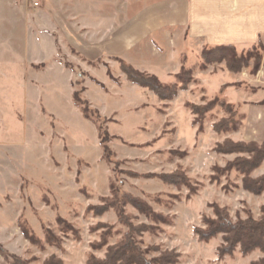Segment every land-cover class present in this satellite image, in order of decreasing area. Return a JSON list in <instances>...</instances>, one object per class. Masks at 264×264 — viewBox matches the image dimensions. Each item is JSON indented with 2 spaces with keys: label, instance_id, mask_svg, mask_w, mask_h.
Masks as SVG:
<instances>
[{
  "label": "rangeland",
  "instance_id": "obj_1",
  "mask_svg": "<svg viewBox=\"0 0 264 264\" xmlns=\"http://www.w3.org/2000/svg\"><path fill=\"white\" fill-rule=\"evenodd\" d=\"M34 1L0 0V58L18 50L8 55L17 63L0 72V264H10L12 255L32 264H44L52 255L64 264H86L92 254L104 257L107 247L123 240L129 230L122 214L133 224L151 225L136 235L137 240L144 248L176 249L177 264H251L264 258L258 249L221 256V235L204 241L195 232V227L204 226V216L215 215L214 203L227 207L234 219L249 213L261 216L264 191L244 189L243 174L228 167L237 154L220 153L215 147L227 138L264 141V48L255 50L263 57L257 72L254 58L233 72L224 60L207 63L194 41L182 53V44L188 42L180 38L187 37L186 31L165 32L164 40L146 33L126 55L132 64L163 83L177 85L183 69L192 71L187 89L162 99L128 80L119 57L83 53L81 19L86 10L81 3L90 2L91 7L98 0H72L71 7L60 8L63 17L72 19L67 21L72 38L63 40L51 59L41 61L39 41L33 36L20 39V29L29 22L24 6ZM133 1L139 17L153 0H121V8L115 9L120 11L121 27L133 11L127 3ZM89 10L91 19L98 11L113 9ZM168 40L177 45H167ZM252 46L237 49L241 53ZM45 48L49 54L48 42ZM54 60L72 71L71 86L53 70ZM75 92L98 110V121L84 116ZM216 98L219 102L203 116L191 109V104L205 106ZM222 101L237 112V127L216 132L214 124L230 115ZM100 124L107 130L111 156L101 143ZM177 172L187 180H164V175ZM263 174L264 163L251 173ZM122 193L148 203L164 222L140 212ZM108 198H115L111 203L116 204L105 205ZM102 205L107 208L99 211ZM47 229L58 243L48 240Z\"/></svg>",
  "mask_w": 264,
  "mask_h": 264
},
{
  "label": "crops",
  "instance_id": "obj_2",
  "mask_svg": "<svg viewBox=\"0 0 264 264\" xmlns=\"http://www.w3.org/2000/svg\"><path fill=\"white\" fill-rule=\"evenodd\" d=\"M10 1L12 4L16 2V0ZM36 2L38 4H35ZM53 2L54 4L50 6L49 2L46 4L44 0H36L24 6L29 22L27 27L20 29L22 36L20 39L33 36L39 41L41 61L51 59L55 52L62 48V41L72 38L70 27L67 26V21L71 23L72 19L70 17L67 19L59 13L60 8L71 7L72 0H53ZM84 2L81 3L86 10L81 19V26L84 28V42L81 46L83 53L90 57L113 56L132 64L126 55L137 46L138 41L146 38L147 34L164 40V33L172 30H181L182 34L184 31L187 32L186 38L184 36L180 38L188 42L182 44L184 46L182 53L186 52L188 45L193 41L201 49L218 45H234L236 49H244L264 39V0H153L146 4L145 10L139 14V17L136 13V1H133L127 3L133 11H129L123 27L119 22L120 11H115L116 8H121V0H98L92 2L91 7L90 2H85L86 6H83ZM101 6L111 7L113 10L103 13L98 11L96 18L89 19L91 14L89 9ZM138 19H140L139 23ZM92 33L95 37H92L91 44L89 35ZM47 42L51 45L49 54L43 51ZM167 42L166 44L172 47L177 45L175 41ZM9 53L12 54L9 51L5 53L7 56L5 59L0 58V65L5 66L0 72L7 71L12 62L17 63L8 60ZM14 53L12 55L18 54V50ZM52 66L55 72L68 79L71 86L72 71L58 60Z\"/></svg>",
  "mask_w": 264,
  "mask_h": 264
},
{
  "label": "trees",
  "instance_id": "obj_3",
  "mask_svg": "<svg viewBox=\"0 0 264 264\" xmlns=\"http://www.w3.org/2000/svg\"><path fill=\"white\" fill-rule=\"evenodd\" d=\"M257 46L264 48L262 40L247 50L239 53L234 45H218L206 46L202 51V57L207 63L214 61H226L227 68L233 72H239L244 67L250 64L252 58L255 60L253 72H257L263 62L261 54L255 51ZM121 62V68L126 73L128 80L138 85L148 87L154 91L162 99H172L178 94L180 89L188 88V81L192 77L191 69H183L177 77L181 85L176 83H163L155 74L141 71L134 67L132 64L123 59L118 58ZM264 65V63H263ZM188 76V78H187ZM75 103L82 109L84 116L88 119L99 120L100 114L98 110L92 109L87 100L80 97L75 92ZM218 99L210 101L205 106L198 104H191L192 111L198 116H203L207 111L214 108L218 103ZM225 105L230 113L228 118H223L214 124L216 132H225L237 127V112L234 110L231 103L221 102ZM101 143L107 156H111V150L108 146L107 130L103 125H99ZM215 150L220 153H235L237 156L228 164L229 169H235L243 174L242 184L244 189L254 193L261 194L264 191V174L258 177H253L251 173L259 168L264 163V141L259 142L256 140H234L227 138L222 142H218ZM182 176L177 173L164 175V180L168 182H179ZM187 180L186 176L182 177ZM121 196L128 203L132 204L140 212L145 213L154 218H159L164 222V218L153 211V208L143 201L142 199L132 196L130 194L122 193ZM118 197V196H117ZM115 198H108L105 205L116 204L111 203ZM105 205L98 206L99 211L105 210ZM114 206V205H113ZM214 216H204L203 225L195 227V232L199 238L204 241H209L218 235L222 236L223 242L218 247L219 254L232 255L239 249L243 255H248L254 250H261L264 252V205L261 208V216L255 218L252 213L247 217L238 216L234 219L228 208L220 206L217 203L213 204ZM129 230L123 240L116 244L109 245L104 257H97L92 254L86 261V264H177L179 262L180 253L176 249H163L161 245H150L143 247L142 243L137 240L136 235L142 234L150 230L151 225L147 224H133L123 214L120 217ZM25 235L32 241L37 242L34 234L24 231ZM47 238L50 242L58 243L57 238L52 234L50 229H47ZM152 252L158 253L157 255L150 254ZM10 264H32L31 260L24 259L17 255H12ZM44 264H64L63 261L52 255ZM251 264H264V258L253 260Z\"/></svg>",
  "mask_w": 264,
  "mask_h": 264
},
{
  "label": "built area",
  "instance_id": "obj_4",
  "mask_svg": "<svg viewBox=\"0 0 264 264\" xmlns=\"http://www.w3.org/2000/svg\"><path fill=\"white\" fill-rule=\"evenodd\" d=\"M35 4H38V2H36Z\"/></svg>",
  "mask_w": 264,
  "mask_h": 264
}]
</instances>
